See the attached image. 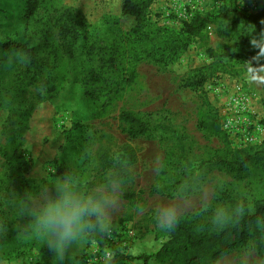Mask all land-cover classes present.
Segmentation results:
<instances>
[{
	"label": "rangeland",
	"instance_id": "374dc122",
	"mask_svg": "<svg viewBox=\"0 0 264 264\" xmlns=\"http://www.w3.org/2000/svg\"><path fill=\"white\" fill-rule=\"evenodd\" d=\"M122 1L0 0V148L7 131L13 130L17 150L33 162L29 173L33 185L50 183L71 171L85 192L112 180L121 186V202L110 214L108 229L82 236L63 264H77L78 256L105 264L116 254L134 258L119 264H167L142 259L168 240V227L157 221L154 204L179 202L183 209L179 217L199 211L214 216L218 208L226 209L230 217L236 208L217 201L218 192L249 212L255 200L264 199V166L250 168L244 179L236 181L205 164L228 150L264 148V56L250 43L264 29V17L257 23L240 18L258 14L264 0H150L144 22L147 36L142 41L128 36L134 20L121 14ZM62 8L78 11L85 20L74 59L61 54L51 28L54 12ZM197 15L211 18L200 33L187 38L181 33L182 24ZM251 27L255 31L250 36ZM226 28L227 33L219 36ZM8 41L34 47L37 55H49L50 62H56V89L50 101L42 102L41 92L33 88L18 90L15 73L23 57L10 49ZM173 42L181 45L176 54ZM50 50L53 54H48ZM92 53L113 58L114 68L101 71L87 84L76 82L98 72ZM130 71L133 82L109 106L103 108L90 97L103 83L118 81ZM197 73L207 77L202 87H181ZM10 109L25 113L28 122L10 119ZM122 111L143 114L152 124H167L174 134L157 130L149 138L130 139L118 119ZM168 151L174 153L166 164L171 181L161 184L159 193H151ZM7 169L0 156V218L6 222L0 236L14 223L27 222L6 206ZM100 233L107 238L104 248L96 242ZM9 242L16 251L0 264H44L38 251L43 245L34 233L18 229ZM47 251L48 263L55 264ZM214 264H264V253L260 256L250 241Z\"/></svg>",
	"mask_w": 264,
	"mask_h": 264
},
{
	"label": "trees",
	"instance_id": "16d2710c",
	"mask_svg": "<svg viewBox=\"0 0 264 264\" xmlns=\"http://www.w3.org/2000/svg\"><path fill=\"white\" fill-rule=\"evenodd\" d=\"M150 0H123L121 4V14L129 16L134 20L133 26L128 30V36L135 37L138 41L146 38L145 18ZM264 17V7L256 15L241 16L248 23H257ZM209 15H197L190 22L182 24L181 33L187 38L200 33L210 21ZM85 27L83 16L72 8H62L56 10L52 16L51 28L55 32L58 46L63 56L74 59V48L79 41L80 30ZM227 29L218 32L219 36L227 33ZM10 49L20 55L23 59L16 68L15 81L18 90L23 88H33L41 92L40 100L47 102L52 99V93L56 87L54 85V70L56 62H50L49 55H37L36 48H29L25 45L7 42ZM173 53L176 54L181 45L171 44ZM185 48V44L182 46ZM48 54H53L50 50ZM93 59L98 62V72H93L85 79H77L76 82L87 84L94 80V76H100L101 71L114 68L113 58L101 57L98 53H92ZM98 78V77H95ZM134 72L130 71L118 81L103 83L95 92L89 93L90 97L98 100L101 107L109 106L115 98L133 82ZM106 80V79H105ZM207 77L202 73H197L191 78L182 82L181 87L188 90H196L206 82ZM3 102V100H2ZM1 103V99H0ZM9 118H20L21 123H27L28 117L19 110L10 109ZM118 119L125 126V133L130 139L139 137H151L152 133L162 130L174 134V130L162 122L152 124L147 116L132 111H122ZM6 131L5 127H2ZM174 138V135H173ZM179 144V143H178ZM19 142L13 130L7 131L5 145L0 148V156L3 157L8 172L6 173L10 182L8 183L9 197L12 192L22 194L25 189L33 185L29 173L33 167V162L29 156L25 157L17 149ZM64 148H59L62 151ZM174 153L168 151L165 155L164 164L159 173L154 178V184L150 189L151 193H159V186L171 181L172 176L166 169V164L171 160ZM57 170L61 172V164L58 159H54ZM208 166L223 172L236 181H241L250 172L252 167L264 166V148L258 151L251 149L228 150L224 154H214L205 162ZM217 201H228L234 208L240 209L232 214L225 223L216 225L213 223L212 212L199 211L179 217L175 225L168 227V240L151 256L143 257L144 263L150 259L167 264H214L230 251L245 247L250 241L256 246V251L260 256L264 253V199L253 202L252 211L249 212L241 203L233 198L227 197L225 193L218 192ZM14 223L6 235L0 236V260L7 259L12 252L16 251L14 244L9 242L11 236L18 231ZM100 248L108 245L105 233H100L96 238ZM38 251L44 264H49L48 251L44 246H38ZM134 260L132 257H124L116 254L113 259L105 264H119L124 261ZM77 264H92L83 256L75 258ZM102 264V263H93Z\"/></svg>",
	"mask_w": 264,
	"mask_h": 264
},
{
	"label": "clouds",
	"instance_id": "9594fccd",
	"mask_svg": "<svg viewBox=\"0 0 264 264\" xmlns=\"http://www.w3.org/2000/svg\"><path fill=\"white\" fill-rule=\"evenodd\" d=\"M251 28L250 36L255 31ZM250 43L259 49L258 55L264 56V29L257 36H252ZM120 196L119 181L96 185L85 192L78 186L75 173L70 171L50 183L33 185L22 194L12 192L6 206L10 207L14 217L27 221L16 227L38 236L54 257L55 264H63L66 253L82 236L108 229L110 214L119 206ZM153 209L163 227L175 225L183 211L179 202L167 201L154 204ZM228 218L227 210L218 208L212 219L214 224L222 225ZM5 223L0 218V234L6 231Z\"/></svg>",
	"mask_w": 264,
	"mask_h": 264
}]
</instances>
